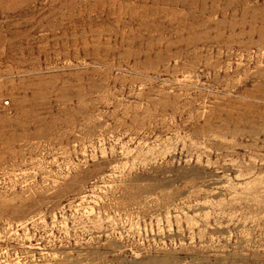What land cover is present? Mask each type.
Masks as SVG:
<instances>
[{
  "label": "rangeland",
  "instance_id": "obj_1",
  "mask_svg": "<svg viewBox=\"0 0 264 264\" xmlns=\"http://www.w3.org/2000/svg\"><path fill=\"white\" fill-rule=\"evenodd\" d=\"M0 264H264V0H0Z\"/></svg>",
  "mask_w": 264,
  "mask_h": 264
}]
</instances>
